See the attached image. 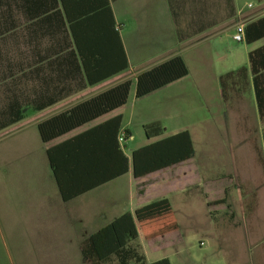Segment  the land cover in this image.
I'll list each match as a JSON object with an SVG mask.
<instances>
[{
  "label": "crops",
  "instance_id": "0c3cea01",
  "mask_svg": "<svg viewBox=\"0 0 264 264\" xmlns=\"http://www.w3.org/2000/svg\"><path fill=\"white\" fill-rule=\"evenodd\" d=\"M261 4L244 20L246 11L237 0H0V107L6 102L8 88L3 75L11 73L13 104L23 115L0 129V227L7 219L28 230L36 227L38 234L47 231L52 237L45 236L44 240L73 251L70 255H79L86 262L80 251L82 241L121 214H133L140 206L167 198L175 216L170 191L160 190L159 185L166 183L170 188L180 172L175 175L174 171L179 166L189 170L193 154L185 161L134 178L132 151L161 136H145L146 142L137 147L127 146V142L134 140V121L143 130L144 125L158 122L164 129L162 136L181 131L174 125V97L190 75L188 67L186 76L140 98L135 97V86H130L124 105L48 141L41 140L38 124L126 79L132 84L138 73L171 56L180 55L185 61L186 44L214 40L222 31H235V25L264 16V0ZM56 10L59 17H47ZM65 10L80 19L77 33L81 40L102 41L109 39L112 28L114 34L118 32L128 68L91 85L78 83L85 80L79 71L76 81L53 79L56 67L60 74L67 69L52 63L55 56L65 53L58 52L63 43L72 40ZM123 24L134 27V36L128 39L142 45L140 56L134 60L121 34ZM162 40L161 52L155 45ZM203 53L199 50L193 58L200 66L196 72L206 89L210 66ZM239 85L237 82L230 89L225 101L237 123L238 156L233 164L236 172L228 175V183L221 188L219 238L224 254L218 264H264L263 124L250 71L245 88ZM220 95L223 98L222 88ZM117 116L118 126L113 120ZM119 152L128 160L127 172L101 183L102 177L122 168ZM165 174V182L157 183ZM62 193L71 198L65 200ZM176 222L178 229L171 234L180 233ZM138 239L144 241L139 230ZM142 250L147 263L155 261L148 259L143 245Z\"/></svg>",
  "mask_w": 264,
  "mask_h": 264
},
{
  "label": "rangeland",
  "instance_id": "374dc122",
  "mask_svg": "<svg viewBox=\"0 0 264 264\" xmlns=\"http://www.w3.org/2000/svg\"><path fill=\"white\" fill-rule=\"evenodd\" d=\"M261 2L237 0L238 6L246 11L242 19L247 20L254 15ZM247 4H251V7H247ZM121 29L130 57L134 60V56H140L142 45L128 39L134 36L133 26L123 24ZM233 32L232 29L225 30L214 40L186 44L183 56L190 75L181 82L178 95L174 97L177 108L174 125L181 131L189 132L193 156L188 163L189 170L186 166H179V170L174 171L175 175L180 172L174 177L175 182L170 188L166 183L159 185L160 190L170 191L168 195L180 225V233L169 232V235L165 234V237L157 240L138 239L141 250L143 245L150 260L168 257L172 264H218L222 260L224 250L219 238L220 204L217 201L221 197L222 186L229 181L228 175L236 172L233 164L238 155L235 154L237 123L234 113L221 98L219 75L232 69H243L248 78L247 54L264 43L262 39L249 44L244 40L235 41ZM163 44L162 40L155 48L163 51ZM199 50L204 51L203 60L210 66L206 74V89L201 85L202 82L204 84L202 76L196 72L200 66L193 58V53ZM134 86L135 82L131 84L132 88ZM132 128L135 137L127 142V146H141L146 142L144 130L137 126L136 121L132 123ZM164 178L166 174L159 177L157 183L160 180L165 182ZM36 229L31 227L28 230L7 219L2 220L0 264H88L87 260L82 262L79 255H70L73 251L57 248L44 240L45 236L50 238L52 235L47 231L38 234Z\"/></svg>",
  "mask_w": 264,
  "mask_h": 264
},
{
  "label": "trees",
  "instance_id": "16d2710c",
  "mask_svg": "<svg viewBox=\"0 0 264 264\" xmlns=\"http://www.w3.org/2000/svg\"><path fill=\"white\" fill-rule=\"evenodd\" d=\"M65 14L72 40H69L67 44L63 43L62 51L59 49L58 52L65 53L62 56H55L52 63L54 67L62 64L63 67L67 66V69H65L66 72L63 70L60 74L56 67V72L52 75L53 79L76 81L79 71L84 73L85 80L78 81V83H81L82 86L91 85L128 68L126 54L118 32L114 34L112 28L109 39L106 38L102 41L81 40L77 33L80 19L69 15L67 10H65ZM59 15L60 11L56 10L47 17L56 18ZM262 38H264V16L248 21L244 25L243 40L246 43L249 44ZM61 59H63L62 63ZM247 59L258 116L263 124L264 145V44L250 50ZM187 74L188 68L184 59L180 55L171 56L136 75L135 97L145 96ZM12 76L11 73L3 75L8 88L5 89L6 102L2 108L0 107V129L20 120L23 116L19 108L13 104ZM247 80L243 69H236L221 75L220 85L224 101L228 100L230 89L235 87L237 82L240 83L239 88L244 89L248 84ZM130 86L131 80L126 79L80 102L68 111L40 122L38 132L41 140L48 141L124 105ZM113 120L118 126L120 117L117 116ZM163 132V127L156 121L144 125L146 138L161 137L132 151V175L134 178L180 163L192 156L193 146L187 130L168 136H162ZM124 135H126L125 132ZM119 155L123 161L122 168L112 172L113 174L109 176L102 177L101 183L127 172L128 160L120 152ZM62 196L65 200L71 198L63 193ZM219 202L217 201V203ZM177 229L178 224L170 202L167 198H162L136 208L133 214L125 212L102 226L82 241L80 251L88 264H171L167 257L151 263L146 262L138 243V230L144 240H151Z\"/></svg>",
  "mask_w": 264,
  "mask_h": 264
},
{
  "label": "built area",
  "instance_id": "2783aa9c",
  "mask_svg": "<svg viewBox=\"0 0 264 264\" xmlns=\"http://www.w3.org/2000/svg\"><path fill=\"white\" fill-rule=\"evenodd\" d=\"M243 28L244 25L242 23H239L235 26V31L233 33V39L235 41H242L243 40ZM124 135L122 134L121 137L119 138L120 141L123 140Z\"/></svg>",
  "mask_w": 264,
  "mask_h": 264
}]
</instances>
